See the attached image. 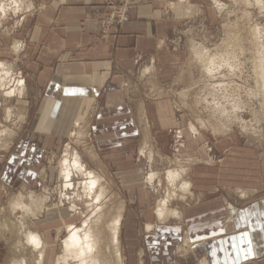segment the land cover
I'll use <instances>...</instances> for the list:
<instances>
[{"label":"rangeland","instance_id":"374dc122","mask_svg":"<svg viewBox=\"0 0 264 264\" xmlns=\"http://www.w3.org/2000/svg\"><path fill=\"white\" fill-rule=\"evenodd\" d=\"M0 4L12 5L5 12L0 11V63H3V67H0V84H2L0 100L2 107L6 106L5 115L1 114L0 120L2 140L0 159L4 160L13 148L4 143L18 139L24 133L27 124L25 115L20 112L15 113L13 109L16 96H23L25 90V78L23 76L18 78L15 71L20 69L17 62L21 47L19 31L25 18L23 16L32 11L34 5L32 6L31 0H21L19 7L15 6L13 0H1ZM194 7L198 13L195 12L193 16L185 19L174 35V46L181 52V57L174 80L170 81L168 86H162L166 88L163 89L164 91L160 90L163 96L159 98L156 97L157 93L154 94L158 90L155 86L160 83L157 80L152 82L146 79V75H142L140 70L134 73L133 81L128 82L125 87L124 100L134 110L132 118L136 126L133 143L135 156L131 165L139 167H133L132 170L135 172L130 175L131 173H128L131 169L128 167L130 163H121L120 170L117 163L105 159V156L104 159L97 158L98 149L89 128L92 117L97 113V108L92 105L90 114L85 119V128L74 130L72 133V137L76 138L73 144H66L59 152L51 148L44 150L39 163L37 183L20 181L8 185L0 179V264H3L7 255L8 244L13 242L16 236L17 239L22 240L19 234L21 223L27 228L30 225L33 229L37 226L39 231L44 232L48 246H52L53 255L60 253V240L55 241V235L59 232L60 239L65 235L63 222L74 221L79 224L80 216L77 213L70 218L64 216L69 202L63 198L59 163L65 148H68L69 152L76 151L88 168L102 175L108 192L103 199L106 220L109 219V214H114L121 204L124 205L120 232L123 264L147 263L143 234L144 231H151L145 230V224L149 220L143 223L141 203H154L152 207L155 208L157 198L165 192L164 186H157L159 189L157 191L155 186L157 179L152 187H148L146 178L151 171L158 173L163 180L165 170L179 166L186 168L191 195L183 202H173L174 208L192 199L194 189L191 174L195 166L209 169L210 175L216 176L214 184L216 187L210 194L211 197L227 199L234 208L264 199V77L263 80L260 77V80L259 76L262 72L255 71H259V57L262 58L264 53V0H208L203 7L201 5ZM15 8L19 10H15L14 13ZM202 50L205 52L200 53ZM209 56L211 59H208ZM199 57L202 58L199 60ZM213 57H217V61ZM210 60L215 62L211 71L217 70L213 74L210 73L211 71L205 72ZM17 80L23 81L21 84L23 89L18 86L12 96H6L5 92L14 88ZM141 80H146L147 83ZM151 88L154 89L151 91ZM158 102L162 103V107L170 110V115L162 114L160 120L157 119L159 118L157 110H154L156 115L154 114L153 117L160 129L151 127L150 114L147 112L151 103L156 104L152 106L154 109H159ZM175 104L179 106V111L174 110ZM6 108L10 111H6ZM196 115L223 128L218 132L214 131L206 122L209 126L199 127L198 134L191 135L188 132L189 122L199 126ZM3 116L5 120H2ZM167 116L168 122L164 120ZM159 121H162V124ZM177 131L183 132L181 139L176 138ZM115 133H112V136ZM121 137L116 140L119 142ZM222 140H229L230 144L221 148L219 143ZM177 147L178 151H176ZM90 148L95 157L91 155ZM108 155L115 158L116 149L109 150ZM117 156L115 159L117 162L128 160V157ZM50 173H54L52 178ZM31 194L32 197H29ZM40 196L48 202H45L42 211L37 215L29 214L21 208L22 204L30 205L32 199ZM78 202L81 204L79 207H88L83 200ZM89 212L88 210L86 213ZM129 212L134 214L130 219H128ZM77 216L79 218H76ZM45 220L54 221L45 223ZM172 220L178 221L172 218L169 222ZM131 233H133L134 249L130 253L127 240ZM182 240L180 239L175 249L176 256L180 255L178 250L182 246ZM27 247L21 249L20 253L30 257V250ZM182 247H185V244ZM47 253H50L49 249ZM110 259L113 264H120L116 263L112 256Z\"/></svg>","mask_w":264,"mask_h":264},{"label":"crops","instance_id":"0c3cea01","mask_svg":"<svg viewBox=\"0 0 264 264\" xmlns=\"http://www.w3.org/2000/svg\"><path fill=\"white\" fill-rule=\"evenodd\" d=\"M110 1L116 0H31L33 9L25 15L19 31L17 65L25 78V90L23 96H16L13 106L15 113L25 115L27 124L18 139L4 143L13 146L6 158L0 159V179L6 184L37 183L44 150L59 152L66 144H73L76 138L72 133L85 128L92 105L97 113L89 128L97 158L105 156L120 170L121 163H130V175L135 172L133 167H139L131 165L136 126L134 110L124 100L125 87L139 70L142 75L150 73L152 82L175 78L181 52L174 46V35L185 19L198 13L194 6L203 7L208 0H133L130 20L122 27H112L110 35L103 37L101 20ZM66 89L76 94L66 95ZM81 89L83 94H79ZM162 96L160 92L156 97ZM158 104L159 109H154L156 104L151 103L147 112L151 127L160 129L154 110L158 120L162 114L170 115V110ZM5 107L0 100V120ZM168 118L164 120L168 122ZM119 137L121 142L116 140ZM228 143L222 140L219 147ZM111 149H116L118 156L111 158ZM116 156L128 160L117 162ZM215 178L209 169H192L194 194L191 201L178 206L182 214L178 221L156 223L154 203H141L143 223L149 220L147 223L154 224L151 232L143 234L146 264H264V199L234 208L227 199L211 197ZM233 209L237 211L232 214ZM133 215L129 212L128 219ZM180 239L181 245L187 239L192 249L176 256ZM249 240L253 255L245 258ZM133 244L131 233L127 240L130 253Z\"/></svg>","mask_w":264,"mask_h":264},{"label":"bare ground","instance_id":"6f19581e","mask_svg":"<svg viewBox=\"0 0 264 264\" xmlns=\"http://www.w3.org/2000/svg\"><path fill=\"white\" fill-rule=\"evenodd\" d=\"M13 1L15 3V6L17 7H19V5L21 6L22 4V3L19 4L21 0H13ZM2 5L3 4H0V9L4 7ZM15 10L16 8L14 9V13ZM5 11L6 10H3L2 12ZM202 52L205 51L202 50L200 53ZM259 54L261 55L260 52ZM209 57L210 58L208 57L207 58L211 59V56ZM201 58L199 57V60ZM214 58L215 57H213V59ZM259 59L260 62L257 60L259 62L258 64L259 71L258 70L255 71L262 72V74L259 73L260 74L259 79L261 77L263 80L264 53H262V58L259 57ZM214 60L209 61L210 65L208 64L209 66L208 65L206 66L205 72L209 73L211 71V67L215 65ZM215 61H217V59ZM218 66L216 67L218 68ZM0 67H3V63H0ZM215 71L212 70L210 73L213 74V72ZM5 74H7V72ZM208 77H210V75ZM18 81L20 80L16 81L14 88L9 89L8 91L5 92L6 96H12L13 92H15V88H17L18 86H20V89L21 88L23 89V85L18 84L17 83ZM1 85L2 84H0V87ZM16 90L20 91L18 89ZM9 93L11 94L9 95ZM198 115H196V117H197V124L199 126H197L191 121L189 122L188 132H190L191 135L196 136L199 132L198 130L199 127L204 128V126H209V124L214 129V131L217 132L218 130H221L223 128V126L221 128L220 126H218V124L215 123L212 124L210 120L206 121ZM206 122H208L209 124H206ZM182 137H183V132L177 131L176 138H182ZM142 143L144 144V142ZM89 151L91 155L93 154L92 156L95 157L91 148L89 149ZM63 153H64L63 157L61 156L62 158L60 159V163H59V167H60L59 177L61 178L63 183L62 185L64 191L63 198L69 202V207L65 209L64 216L66 215V218H70L77 213L80 216L79 224H76L74 221H68L66 223L63 222L62 224L63 232L65 233V235L63 234L64 236L61 239H60L61 235L59 232H57V234L55 235V241L60 240V253L53 255L52 246H48L47 241L44 237V232L39 231L37 229V226H35L34 229L32 225H30L29 228H27L25 225L21 223L19 234L20 236H22V240L21 238L20 239L18 238L19 239L18 240L16 236L15 240H13V242L8 244V251L3 261V264H27V263L29 264H48V263L49 264H113L110 259L111 256L114 258L116 263L123 264L122 262L123 251L121 249L122 247L120 241V237H121L120 232H121L124 205L121 204L118 210H116V212H114V214L112 215H110L108 212L109 219L106 220L105 218L106 213L104 211L103 199L106 197L105 194L108 192L106 190V184L104 183L102 175L88 168L86 164L83 162V160L78 156L76 151L73 150L72 152H69L68 148H65V151ZM95 160L98 162L97 159ZM182 167L179 166L165 170L163 175V180L156 172L150 170L151 172L148 173L149 175L146 178V184L148 185V187H152V184L155 182L156 179H157L155 183L156 188L157 186L165 187L164 188L165 192L163 193L162 196H159V198H157L156 205L154 208L153 213L155 214L156 223H164L172 218L175 220H180V218L182 217V214L178 210V207L177 208H174V206L172 207L173 202L175 201L176 203H178L177 201L183 202L188 197L190 198L191 195L189 189L190 181L188 180L186 175V168H182ZM149 176L152 177L151 182H149L148 180ZM185 185H187V187H185ZM158 190L159 189L157 188V191ZM69 191H73V192H69ZM29 197H32V194ZM79 200H83L84 203L88 204V207L86 208L79 207V205L81 206L80 202H82V201L78 202ZM13 202H15V200ZM30 202H31L30 205L22 204L21 208L29 214L35 213L37 215L42 211L45 202L47 203L48 201L47 199L43 198V196H40V197H35ZM88 210L90 212L87 214L86 212ZM235 210L236 209H233L231 213L233 214ZM72 211L74 212L72 213ZM79 216H77L76 218H79ZM45 221H46L45 223H49L54 220L52 221L45 220ZM153 227L154 224L152 223L145 224L146 231H151ZM33 236L37 238V242L39 246H37V244L35 243H32ZM73 236L75 237V239H73ZM185 241L187 244L184 243L185 247H182L184 245L181 246V248L178 250L179 253L188 252L192 249V246L188 245L189 242H187V239ZM27 246L29 247L28 250H30V257L24 256V253H20L21 249L23 250L25 249L24 247ZM47 249H49L50 253H47ZM110 253H112V255ZM201 264H203L202 261Z\"/></svg>","mask_w":264,"mask_h":264},{"label":"built area","instance_id":"2783aa9c","mask_svg":"<svg viewBox=\"0 0 264 264\" xmlns=\"http://www.w3.org/2000/svg\"><path fill=\"white\" fill-rule=\"evenodd\" d=\"M105 6H106V14L103 16V18L101 20V32H102L103 37L110 35V30L112 27H122L126 22H128L130 20L131 13L135 7V3L133 0H116V1H110V2L106 3ZM23 17H25V15ZM21 19H22V17H21ZM15 72H16L15 75L18 78L23 76V72L21 69H18ZM147 74L148 75L146 76V79H149L150 73H147ZM154 80H156V79H154ZM142 82H144V81H142ZM158 83H160V84H158L159 86L158 85L155 86L158 90L154 93V94L157 93V95L159 94L158 92H160V90L162 92L166 89V88H163L162 86H165V87L168 86L169 82H159L158 81ZM152 89H154V88H151V91H152ZM173 108L175 111H179V106L177 104L173 105Z\"/></svg>","mask_w":264,"mask_h":264},{"label":"snow or ice","instance_id":"6c2138e0","mask_svg":"<svg viewBox=\"0 0 264 264\" xmlns=\"http://www.w3.org/2000/svg\"><path fill=\"white\" fill-rule=\"evenodd\" d=\"M55 87L57 88V89H59V85L57 84V85H55ZM83 89H81L80 90V92H79V94H83ZM65 94L66 95H69V94H76V93H74V92H68L67 91V89L65 90ZM30 176H34L35 174L34 173H28ZM5 179H6V177H5ZM93 185H94V182H93ZM33 243H35V244H37V246H38V242L37 241H35V238H33ZM248 245H249V247H248V250H247V256L245 257V258H247L248 256H251V255H253V252H252V249H251V241L249 240L248 241Z\"/></svg>","mask_w":264,"mask_h":264},{"label":"clouds","instance_id":"9594fccd","mask_svg":"<svg viewBox=\"0 0 264 264\" xmlns=\"http://www.w3.org/2000/svg\"><path fill=\"white\" fill-rule=\"evenodd\" d=\"M11 6H12V5H5L2 9H0V11L7 10V8H8V7H11ZM16 10L18 11L19 9L16 8ZM17 83H18V84H22L23 81H18ZM10 94H11V93H9V95H10ZM151 179H152V177L149 176V177H148L149 182H151ZM185 187H187V185H185ZM33 238H35V241H37V238H36L35 236H33V237H32V243H33ZM73 239H75L74 236H73ZM38 246H39V245H38Z\"/></svg>","mask_w":264,"mask_h":264}]
</instances>
